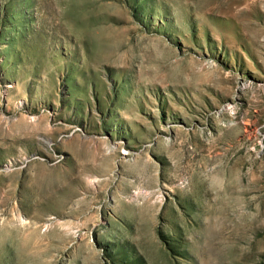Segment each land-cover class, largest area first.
Wrapping results in <instances>:
<instances>
[{
    "label": "rangeland",
    "instance_id": "rangeland-1",
    "mask_svg": "<svg viewBox=\"0 0 264 264\" xmlns=\"http://www.w3.org/2000/svg\"><path fill=\"white\" fill-rule=\"evenodd\" d=\"M0 264H264V0H0Z\"/></svg>",
    "mask_w": 264,
    "mask_h": 264
}]
</instances>
